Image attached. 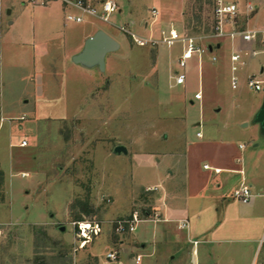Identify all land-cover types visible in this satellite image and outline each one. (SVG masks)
<instances>
[{
    "label": "rangeland",
    "instance_id": "374dc122",
    "mask_svg": "<svg viewBox=\"0 0 264 264\" xmlns=\"http://www.w3.org/2000/svg\"><path fill=\"white\" fill-rule=\"evenodd\" d=\"M23 1L3 0L0 15V264H204V244L194 254L188 229L164 222L165 191L171 195L186 180L185 163L197 186H232L225 173L203 165H214L228 142L252 150L253 109L264 92L261 56H245L233 88L231 54L240 38L233 45L230 37H213L214 0H203L200 12L196 0H116L122 11L112 23L90 15L68 21L67 14L81 13L60 0L25 8ZM11 2L17 6L8 14ZM121 26L157 39L174 26L201 45L222 46L194 54L186 83L171 86L181 45L140 46ZM96 28L121 44L104 71L73 60ZM249 77L263 89H252ZM117 145L128 152L115 153ZM183 195L182 203L203 204ZM135 218L134 231L119 229L121 220ZM84 220L99 222L102 232L80 249L74 223ZM109 252L117 253L115 262Z\"/></svg>",
    "mask_w": 264,
    "mask_h": 264
},
{
    "label": "crops",
    "instance_id": "0c3cea01",
    "mask_svg": "<svg viewBox=\"0 0 264 264\" xmlns=\"http://www.w3.org/2000/svg\"><path fill=\"white\" fill-rule=\"evenodd\" d=\"M233 1L239 3V27L249 28L263 24L264 0ZM27 3L29 2L23 1L22 7L25 8ZM250 3L255 7L253 12L247 10ZM9 6L10 9L8 10L12 14L17 5L11 2ZM32 7L37 6L33 5ZM121 11L122 9H120ZM48 14H50L49 11ZM146 26H148L147 23ZM100 29L103 28H96L84 40H87ZM83 44L85 45V43ZM84 45L76 50L73 56L80 53ZM239 45H241L240 42ZM213 46L214 49L211 53L217 47V45ZM253 47L258 51L257 58L261 56L262 74L264 72V44L256 42ZM263 101L264 92L260 94L259 102L253 109L252 117L257 134L253 138L252 150L245 152L244 144L240 143L236 147L228 142L224 147V154L217 157L218 160L214 165L207 162L203 165L205 170L212 171L215 175L225 173V182L230 181L232 183L230 188L227 187L223 190L222 182L219 180L214 182L213 185L200 183L198 186L191 183L190 180L188 181V164L185 163L187 162V155L185 160L182 158L185 165L184 169L180 171V173L186 175V180L183 179L182 182H179L180 185L176 186L171 195L168 191H165L167 193H165L164 198L167 197V200L162 205L164 222H178L179 225L183 220L189 222V227H187L188 241L194 245V254L198 253L197 246L204 244V264H264V131L261 124L255 121ZM244 126H248V124L246 123ZM205 166L209 167L206 168ZM169 178L167 177L163 186ZM171 178H177L176 173L173 171ZM243 183L251 189L253 194L250 203H243L235 196V190L239 186L241 187ZM216 188H219V191ZM186 192L187 197L190 199L195 196L200 197L199 199H202L203 204L198 205L194 201L196 206L194 207L191 206V203H182V200L185 199L183 194ZM190 240L198 241V244L195 245ZM217 256L218 258H216Z\"/></svg>",
    "mask_w": 264,
    "mask_h": 264
},
{
    "label": "built area",
    "instance_id": "2783aa9c",
    "mask_svg": "<svg viewBox=\"0 0 264 264\" xmlns=\"http://www.w3.org/2000/svg\"><path fill=\"white\" fill-rule=\"evenodd\" d=\"M52 0H28L30 4L33 5H46ZM66 8L77 9L81 14H67L68 21H75L77 23L84 22L85 16L90 15L96 17L104 22L112 23L111 16L120 10L119 4L116 0H103L99 6H96L90 0H60ZM255 9L253 4H248L247 10L253 12ZM3 13V0H0V15ZM154 16L158 14L156 9L153 10ZM240 9L239 3L233 0H214V18H215V33L213 37L220 39L223 37H230L234 42L237 38H240L239 49H236L231 54L232 62V77L231 83L233 88H237L239 85V76L237 72L241 67L246 65L245 56L252 55L256 56L258 51L253 47L256 42H261L264 44V23L260 26L243 28L239 27V16ZM230 27V28H229ZM120 29L123 32L128 33L134 43L140 46H155L157 44L163 43L168 47H173L176 44H180L182 47L181 54L177 60L179 70L172 75L171 86L184 85L187 81V74L185 69L188 66L189 61L194 57V54H205L209 51L208 45H201L198 38L194 36H186L181 33L177 28L171 26L168 29H163L161 31V37L159 39L151 36L149 38H144L136 35L134 32L128 30L125 26H121ZM217 56H212V61H217ZM248 85L255 89L256 91H261L263 89L262 82L253 77H249ZM202 92L196 93L195 98L197 100L202 99ZM199 137L202 133L197 134ZM21 145H27V141H22ZM242 146V145H241ZM208 168L209 166H205ZM218 172V170L216 169ZM24 175V174H23ZM235 196L243 203H250L253 197L251 189L247 187L244 183L240 188L235 190ZM138 220L127 219L121 220L119 222V229H124L127 227L129 231H134L136 228ZM78 231L76 233L77 239L79 241L78 247L83 249L86 245L93 241V239L102 232V226L99 222L84 220L77 221L74 223ZM180 228L189 227V222L183 220L179 225ZM195 245L198 241L190 240ZM107 258L111 262H115L118 259L116 252H109ZM142 261V256L139 255L136 258V262L140 263Z\"/></svg>",
    "mask_w": 264,
    "mask_h": 264
},
{
    "label": "water",
    "instance_id": "95a60500",
    "mask_svg": "<svg viewBox=\"0 0 264 264\" xmlns=\"http://www.w3.org/2000/svg\"><path fill=\"white\" fill-rule=\"evenodd\" d=\"M11 11L8 10V14ZM217 47L220 48L221 44L218 43ZM120 42L103 29L98 30L95 34L87 38L83 50L73 56V60L77 64H81L87 68L99 67L101 71L106 69V58L109 53L119 50ZM214 49L213 44L209 45V50L212 52ZM264 91V90H263ZM255 121L261 124L264 131V101L260 111L257 113ZM115 153H127L128 149L124 145H117ZM65 230V227H61Z\"/></svg>",
    "mask_w": 264,
    "mask_h": 264
},
{
    "label": "trees",
    "instance_id": "16d2710c",
    "mask_svg": "<svg viewBox=\"0 0 264 264\" xmlns=\"http://www.w3.org/2000/svg\"><path fill=\"white\" fill-rule=\"evenodd\" d=\"M210 3H211V1H210ZM189 5L190 4H188V6H187V10H188V8L190 9V7H189ZM198 6V7H197ZM195 8L197 9V10H194V11H202V9H203V0H196V5H195ZM194 7H193V9H195ZM186 13V12H185ZM195 16L197 17V16H199V14L198 13H196L195 14ZM3 172L2 171H0V181H2L3 180ZM82 208L84 209V211L85 212H87V213H89L91 210H90V208L88 207V202H86V203H83L82 204Z\"/></svg>",
    "mask_w": 264,
    "mask_h": 264
}]
</instances>
